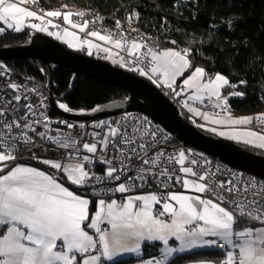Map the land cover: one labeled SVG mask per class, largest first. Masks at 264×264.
<instances>
[{"label": "snow or ice", "instance_id": "1", "mask_svg": "<svg viewBox=\"0 0 264 264\" xmlns=\"http://www.w3.org/2000/svg\"><path fill=\"white\" fill-rule=\"evenodd\" d=\"M74 15L83 17L84 13L50 10L40 15L0 0V22L6 25L0 27V34L7 29L21 33L25 17L42 22L27 28L57 39L59 34L48 26L60 25L48 20V26H42L45 17H62L64 24L85 32L89 21L75 22ZM133 15L138 17L139 13L129 11L128 21ZM115 27L122 29L119 19ZM127 31L138 32L135 28L109 34L89 30L86 35L111 44L117 55L126 52L130 59L121 56L120 66L170 89L188 110L189 119L203 121L192 119L196 127L230 140L258 137L264 141V134L257 131L208 127L234 129L253 123L252 117L233 118L229 105L230 98L247 96L241 89L246 88V79L232 84L219 73L205 79V69L195 66L178 90L176 78L193 67L186 58L193 49L157 54L146 43L138 42V37L125 47ZM65 34L76 36L67 29ZM76 38L89 56L93 48L113 55L109 47ZM68 47L74 45L68 43ZM161 57H175L180 63L173 64L170 71L157 63ZM137 64L144 67L137 68ZM38 71L46 76L44 68ZM35 80L0 64V264H105L122 253L139 256L144 241L160 242L162 258L147 259L142 264H166L174 252L204 247L221 250L215 264H264V182L253 178L245 183L236 176L226 177L208 161L190 159L191 150L173 147L146 119L130 113L116 121L88 122L91 131L86 129V122L53 119L48 110L54 82L42 81V86H37ZM225 86L226 92L222 91ZM182 95L186 99L180 101ZM257 98L264 101V96ZM189 101L201 107H192ZM56 106L64 113L75 111L62 100H57ZM101 110L97 106L90 111L95 114ZM62 128L72 131L64 134ZM243 142L253 144L249 139ZM253 146L264 149V143ZM40 152L50 155L42 157ZM26 154L52 171L20 163ZM69 183L71 190L66 186ZM177 186L182 191H175ZM101 187L104 191H99ZM146 188L155 190L140 194ZM93 206L95 211L91 212ZM176 241L179 248L170 246Z\"/></svg>", "mask_w": 264, "mask_h": 264}, {"label": "trees", "instance_id": "2", "mask_svg": "<svg viewBox=\"0 0 264 264\" xmlns=\"http://www.w3.org/2000/svg\"><path fill=\"white\" fill-rule=\"evenodd\" d=\"M43 9L71 6L84 12L99 13L106 24L113 26L115 21H122L130 9L139 16L136 24L140 31L149 33L160 48L193 49L187 55L190 64L185 75L201 66L206 71V78L223 74L232 84L247 80L245 98L229 99L233 115L252 114L257 116V125L264 131V101L257 97L264 96V76L261 75L264 64V0H27ZM231 23L232 27L226 25ZM0 27H3L0 22ZM29 38V28L21 33L7 29L0 34V48L25 44ZM175 40L177 43H171ZM108 61V60H106ZM109 62V61H108ZM3 65L10 67L20 76L25 74L35 77L36 82L50 80L54 82L52 94L55 101L62 100L70 109L69 114L91 113V109L103 104L127 98L121 89L100 81L70 73L64 68L49 67L41 60L10 59L3 60ZM44 68L46 76H41L38 69ZM211 74V77L208 76ZM71 87L69 88V84ZM227 87L224 89L226 92ZM61 93L64 95L61 96ZM48 114L63 117L52 107ZM173 147L178 142H171ZM23 163L37 164L31 161ZM92 210V208H91ZM157 245L143 246L141 257H131L114 264H135L156 254ZM218 249L193 251L174 257L168 264H184L195 260L219 259Z\"/></svg>", "mask_w": 264, "mask_h": 264}, {"label": "water", "instance_id": "3", "mask_svg": "<svg viewBox=\"0 0 264 264\" xmlns=\"http://www.w3.org/2000/svg\"><path fill=\"white\" fill-rule=\"evenodd\" d=\"M10 59L41 60L49 67L51 77L53 66L64 68L72 74L100 81L128 94L124 100L99 106L102 110L98 113L69 114L57 108L50 89L51 106L64 118L90 120L136 111L172 134L178 142V148L193 150L210 160L222 162L264 180V150L218 137L196 127L193 122L179 115L175 105L157 87L132 72L106 60L70 50L60 41L37 31L29 32L25 44L0 48V64Z\"/></svg>", "mask_w": 264, "mask_h": 264}, {"label": "built area", "instance_id": "4", "mask_svg": "<svg viewBox=\"0 0 264 264\" xmlns=\"http://www.w3.org/2000/svg\"><path fill=\"white\" fill-rule=\"evenodd\" d=\"M131 12L137 13L135 10H132ZM127 16H128V13H126L123 16L122 23H121L122 29H117L115 27V24L113 26H109V28L100 29V26H99L98 23L101 22V19L98 17V15H92V16H90V18L85 17L83 19L89 21V26H88V29L85 30V32H83V33L80 32V38L81 39L91 40V41L95 42L96 44H100L102 47L111 48L113 55L115 53L114 61L118 62V64L114 63V62L113 63L115 65L119 66L120 68H123L124 70L129 71L128 67H121L120 63H119L121 56H124V58L126 60L130 59L129 57H127L126 52H120L119 55H117L116 53L118 52V50L115 49L114 47H112L111 44H106L105 42L99 41L96 38H93V37H90V36L86 35L87 31H89V30H97V31H100L101 34H109L110 32L111 33H118L120 31H122L123 29H129V28H135L136 29L137 28V26H136V18H137V16L133 15L131 21H128ZM53 21H54L55 24L60 25L61 29L64 28V26L61 25V22L59 20H58L59 22L57 21V19H54ZM125 36H126V40H127V43H126L125 47H130V44H131V41L133 40V38L134 37H138V42L146 43L148 46H150L152 48V50H153V48H155L154 44H153L154 41L151 39L150 35L143 36V35H140L138 32L127 31V32H125ZM114 38H120V37L119 36H115ZM86 51H87L86 48H83V53H85ZM140 54H141V56H143L145 54L144 50H141ZM135 66L137 68H140V67H144V64H137ZM129 72H132V73L134 72V74L138 73V71H129ZM149 74H151V73H149ZM142 77H146V76H142ZM35 83L37 84V86H42L41 83H39V82L35 81ZM158 88L162 92V94H164L165 97L169 100V102H171L173 105H175V107L177 108V110L179 112V115L181 117H183V118H185V119H187V120H189L191 122H192V119H195V118L189 119V116H190L189 112L187 111L186 108H184L182 106V103L178 102V99L174 97V95L172 94L170 89L165 88V87H158ZM179 100L182 101L184 99L180 97ZM125 113H130L132 117L139 116L141 118L146 119L151 124V127L153 129H157L158 130V134H162V135L168 137L170 142H172L174 140L173 136L169 132H167L166 130L161 128L158 124H156L154 121H152L150 118H148L144 114H141V113L136 112V111L123 112V113L117 114L115 116H109V117H104V118H99V119H90V120H73V119H68V118H64V117H54V116H51L49 114L48 115L50 117H52L53 119H64V120L71 121V122H74V123H76V122H86V129L88 131H91V127L89 126L88 122H95V121H99V120L116 121V120L122 119V116ZM257 122L258 121L254 120L253 123L250 125V129L252 131H257V132H259L261 134H264V131L262 130V128L258 127ZM61 131H62V133L67 134V132H70L72 130H65V129L62 128ZM176 148H178V147L176 146ZM179 149L185 150L186 152L188 150H190V149H187V148H179ZM39 155H41L42 157H47L50 154L47 153V152H40ZM190 159H196V160L200 161L201 163H203L204 161H208L213 169H219L221 172L224 173V175L226 177L227 176H236L237 178H242L245 181V183H247L248 181L252 180L253 178H255L257 183L264 182V180L254 176V175H252L250 173H247V172H244V171H240V170H238V169H236L234 167L228 166V165H226V164H224L222 162H219V161L210 160V159L206 158L205 156H203V155H201V154H199V153H197V152H195L193 150H191ZM23 161H31V162L37 163L35 160H30L27 154L24 156L23 160H21L20 162H23ZM38 164H41V163H38ZM45 169H46V171H52L48 167H45ZM97 171H100V169L97 168ZM66 186L69 187L70 190L73 189V186L70 183L67 184ZM178 187L179 186H177L174 190L176 191L178 189ZM154 190L155 189L146 188V189L143 190L142 193H148V192H151V191H154ZM99 191H104V188L101 187L99 189ZM156 207H158V206H156ZM105 264H108V263L105 262Z\"/></svg>", "mask_w": 264, "mask_h": 264}, {"label": "crops", "instance_id": "5", "mask_svg": "<svg viewBox=\"0 0 264 264\" xmlns=\"http://www.w3.org/2000/svg\"><path fill=\"white\" fill-rule=\"evenodd\" d=\"M9 2H14V3H17V5H18L19 7H24L23 4H22V3H23L22 0H9ZM27 2H28V1H27ZM24 8H25V7H24ZM28 10H30V9H28ZM12 15H18V14H12ZM9 22H13V23H14V21H12L11 19L9 20ZM1 23H2L3 27L6 28V25L3 24V22H1ZM23 23H24V25H25V27H26V25H28V24H31V23H38V22H37V20H34L33 18H27V17H25V18H23ZM42 26H44V24H42ZM25 27H24V28H25ZM59 28H60V30H59V29H56L55 32L58 33L59 36H60V38H61V30H62V29H61V27H59ZM58 30H59V31H58ZM42 33H43V32H42ZM86 50H87V49H86ZM166 50H174V49H172V48H164V49H160V50H158V51H156V52H157V54H159V53H161V52H163V51H166ZM175 51H176V50H175ZM96 52L98 53L99 57L101 56V58H103V59H105V60H108L111 64L114 65V63L111 61V59H114V55H111V57H109L108 54L103 53V52H100V51H98L97 49H94V50H93V54H95ZM186 58L188 59L187 56H186ZM157 63L161 64L162 66H167V67L170 69V71H172V70H174V68H173V64L178 65L180 62H179L178 58H175V57H169V58H163V57H161V59H160ZM187 70H188V69H187ZM187 70H185V71L183 72V75H182V76H179V77L176 78V83H178L179 87H180V85L182 84V81H183L185 78L189 77V75L193 72L194 69H192L190 72H188V73L185 75V73H186ZM161 78H162V77H161ZM226 87H227V86H225V88H226ZM225 88H224V89H225ZM224 89H223L222 91H224ZM188 94H190V93H188ZM181 98L186 99V95H182ZM189 104H190V106H192V107H196V108L201 107V106H200L198 103H196V102L189 101ZM187 111H188V110H187ZM231 115H232L233 118H246V117H252V118H253V121H254V120H257V119L260 120V118H256L257 116L252 115V114L233 115V114L231 113ZM193 118H195V117H193ZM195 119H196V123H203L202 120H200V119H198V118H195ZM250 125H251V124H248V125H237V126L234 127V129H228V128H224V127H220V126H216V125H208V127H216V128H217V131H230V132H232V131H236V132H244V131H252V130L250 129ZM201 129H202V128H201ZM202 130L205 131L204 129H202ZM206 132H209V131H206ZM209 133H212V132H209ZM212 134H214V133H212ZM215 135H216V134H215ZM217 136H218V135H217ZM218 137H220V136H218ZM221 138H225V137H221ZM225 139H227V138H225ZM245 139L252 140L253 144H246V145H249V146H252V147H255V146H253V145H259L260 143H264V141H260V140L258 139V137H241V139H240L239 141H237V140H232V141H235V142H238V143L245 144V143L243 142ZM229 140H230V139H229ZM255 148H258V147H255ZM258 149H260V148H258ZM261 150H264V149H261ZM20 163H23V162H20ZM23 164H30V163H23ZM30 165H32V166H34V167H37V168H39V169H42V170H46L45 167H47V166H45V165H43V164H42V165H41V164H38V165H37V164H30ZM176 191H182V190L178 187V189H177ZM140 194H147V193H140ZM186 194H193V193H186ZM94 211H95V207L93 206L91 212H94ZM90 214H91V213H90ZM146 244H149V245H157V246L153 247V248L155 249L156 254L153 255L152 258H162V254L160 253V248L162 247V244H161L160 242H152V241H144V242H141V253H140L139 257H141V255H142V253H143V246L146 245ZM170 246L175 247V248H179V247H180V244H179L178 241H176V242L170 244ZM211 249H215V248L204 247V248L186 249L184 252H174V253L172 254V256H170V257L167 258V260H166V264H168V263H169L174 257H176V256H178V255H182V254L190 253V252H193V251L211 250ZM136 256H138V255L135 254V253H122V254H119V255H117L116 257H114L113 261H106V262H107L108 264H114V263H116V262H118V261H121V260H124V259H127V258H131V257H136ZM147 259H151V258H147ZM147 259H144V260H147ZM144 260H140V261L136 262L135 264H142V261H144ZM184 264H215V261H212V260H195V261H189V262H186V263H184Z\"/></svg>", "mask_w": 264, "mask_h": 264}, {"label": "rangeland", "instance_id": "6", "mask_svg": "<svg viewBox=\"0 0 264 264\" xmlns=\"http://www.w3.org/2000/svg\"><path fill=\"white\" fill-rule=\"evenodd\" d=\"M23 4V6L26 8V9H30V10H33V11H37L38 12V14H40V15H43L46 11H50V9H43V8H41V7H39V6H37L36 4H31L30 2H23L22 3ZM52 9H54V8H52ZM55 10H59V11H61L62 13H64V12H67V11H72L74 14L75 13H80V12H83L84 13V16L83 17H79V16H77V15H74L73 17H72V20L73 21H75V22H78V23H83V21H85L83 18H85V17H87V18H90V16H92V15H98V17L101 19V22H99L98 24H99V26H100V29H106V28H109V26L110 25H107L106 24V21H105V18H104V16L103 15H101V14H99V13H92V12H90V11H87V12H84V11H82V10H79V9H73L71 6H68V7H65V6H63V7H57ZM132 10H134V9H130L129 11H132ZM129 11H128V13H129ZM136 11V10H135ZM54 19H57V21L59 20L60 22H61V25L62 26H64V28H62V30H61V38L60 39H57V37L56 36H50V37H52L53 39H56V40H58V41H60L62 44H64L68 49H70V50H73V51H76V52H82L83 53V49L81 50V40L80 39H77L76 38V36H78V37H80V32H79V30L78 29H73V28H71L69 25H67V24H64L63 23V18L62 17H60V18H50V17H45V20L44 21H48V20H51L53 23H54ZM58 21V22H59ZM38 23H42L41 21H37ZM121 23H122V21H120ZM43 24H44V22H43ZM55 24V23H54ZM115 24V23H114ZM113 24V25H114ZM136 26H137V24H136ZM25 28H27V27H25ZM65 29H67L68 30V32H70V33H76V36H72V35H66L65 34ZM137 30H138V33L140 34V35H143V36H148V35H150L149 33H146V32H142V31H140L139 30V28H138V26H137V28H136ZM30 31H35L34 29H29V32ZM39 33H42V32H39ZM44 34H46V35H48L46 32H43ZM49 36V35H48ZM151 36V35H150ZM151 39L153 40V38L151 37ZM91 41V40H90ZM28 42V39H27V41H26V43ZM68 43H71V44H73L74 45V47H68ZM92 43L93 44H96L95 42H93L92 41ZM153 44H154V47L155 48H153V51H158V50H160V49H164V48H160L159 47V45L156 43V42H153ZM102 47V46H101ZM86 48V47H85ZM166 48H169V47H166ZM171 48V47H170ZM95 48H93V50H94ZM172 49H174V50H176V51H181L182 53L184 52V50L183 49H175V48H172ZM86 56H89L88 54H87V51L84 53ZM114 55H115V53H114ZM90 57H95V58H97V57H99V55H98V53L96 52L95 54H93V55H91ZM99 59V58H98ZM111 61L113 62L114 61V59H111ZM115 63H117L118 64V62H115ZM115 65V64H114ZM117 66V65H116ZM119 67V66H118ZM123 69V68H122ZM127 71V70H126ZM134 73V72H133ZM136 75H138V76H140V77H142L141 75H139L138 73H135ZM142 78H144L145 80H147L148 82H150L152 85H154L155 87H157L156 86V84H154L150 79H148V78H146V77H142ZM176 87H177V89L179 90V85H178V83H176ZM158 88V87H157ZM159 89V88H158ZM151 259H153L152 257H151Z\"/></svg>", "mask_w": 264, "mask_h": 264}, {"label": "bare ground", "instance_id": "7", "mask_svg": "<svg viewBox=\"0 0 264 264\" xmlns=\"http://www.w3.org/2000/svg\"><path fill=\"white\" fill-rule=\"evenodd\" d=\"M56 8H54V9H50V10H55ZM44 26H48L47 25V23H46V21H44ZM49 27V30L50 31H53V32H55L56 31V29H59L60 30V28L58 27V28H53V27H51V26H48ZM58 30V31H59ZM172 135V134H171ZM173 136V135H172Z\"/></svg>", "mask_w": 264, "mask_h": 264}, {"label": "flooded vegetation", "instance_id": "8", "mask_svg": "<svg viewBox=\"0 0 264 264\" xmlns=\"http://www.w3.org/2000/svg\"><path fill=\"white\" fill-rule=\"evenodd\" d=\"M95 58V57H94ZM97 58H99V59H103V58H101V56L100 57H97ZM103 60H105V59H103Z\"/></svg>", "mask_w": 264, "mask_h": 264}]
</instances>
